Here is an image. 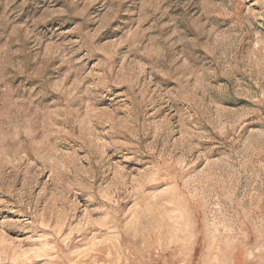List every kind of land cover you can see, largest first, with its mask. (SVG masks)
Here are the masks:
<instances>
[{
  "label": "rangeland",
  "instance_id": "obj_1",
  "mask_svg": "<svg viewBox=\"0 0 264 264\" xmlns=\"http://www.w3.org/2000/svg\"><path fill=\"white\" fill-rule=\"evenodd\" d=\"M0 264H264V0H0Z\"/></svg>",
  "mask_w": 264,
  "mask_h": 264
}]
</instances>
